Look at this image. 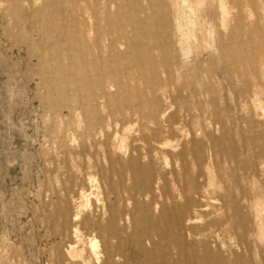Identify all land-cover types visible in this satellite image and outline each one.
I'll return each instance as SVG.
<instances>
[{
  "label": "rangeland",
  "instance_id": "374dc122",
  "mask_svg": "<svg viewBox=\"0 0 264 264\" xmlns=\"http://www.w3.org/2000/svg\"><path fill=\"white\" fill-rule=\"evenodd\" d=\"M177 261L264 264V0H0V264Z\"/></svg>",
  "mask_w": 264,
  "mask_h": 264
},
{
  "label": "bare ground",
  "instance_id": "6f19581e",
  "mask_svg": "<svg viewBox=\"0 0 264 264\" xmlns=\"http://www.w3.org/2000/svg\"><path fill=\"white\" fill-rule=\"evenodd\" d=\"M135 24H136V22H135ZM142 24L143 23L141 21L140 22L137 21V26H135L134 31L131 32V35H134L133 39L129 40V41L127 40L126 42L115 41L112 39V37L109 33H104L103 31H99L98 33L95 34L94 38L91 39L92 31L84 29L81 32L82 37L86 41L89 42V47H90V45L92 47L90 49H82L79 51H72L70 54H68L66 57H64V60H66L67 62H70V64L68 63L69 64V70H68L69 79H67V78L65 79L68 83L67 85H68L69 89L74 90V91L78 90V87L82 82H84L90 88L93 87V89H95V88H99V89L107 88L108 76H111V75H108V73H105V71L107 70L105 67H106V65L111 66V68H112L111 70H113V72H117V70L115 68V63H116V61L119 63L120 57H121V55L119 54V52L117 50V48L119 46L126 45L128 47L129 56H131V58L133 60V58L135 57L132 54V52H134V50H135V45H136V44L134 45L135 37H144L146 40L149 41V43H154V42H156L157 39L161 38L162 32L160 30L151 31V30H148L147 28L143 27ZM159 43H161V42H159ZM105 49H107L109 52V59H106V61H103L100 57V54H101V51H103ZM81 62H82V64H81ZM78 63H79V65H78ZM133 67H135V66H133ZM94 75L96 77L95 79L93 77ZM115 85H116V83H115ZM161 132H162L161 126H158L157 129L154 131L155 135H159ZM165 146H166L165 144L158 142L157 148L160 150H163V149H165ZM205 188H206V184L202 183L201 191H204ZM85 202H86V200H85ZM203 204H199L197 206V209L195 210L197 213H202L206 209L205 205H203ZM190 212H191L190 210H187L186 213H190ZM179 220H182V218L179 217L178 221ZM193 220H195V219L194 218H191V219L188 218L187 222L190 223ZM179 222H181V221H179ZM181 224H183V221H182V223H179L180 226H181ZM150 243H151V241H150ZM93 246H96V244H93ZM192 248L195 249V247L192 244H190L189 242L185 241L184 243H182L178 247V250H179L178 254L180 255V259L182 256L185 257V256H189L191 254L195 255L196 250L191 252ZM172 264H178V261L172 262Z\"/></svg>",
  "mask_w": 264,
  "mask_h": 264
}]
</instances>
